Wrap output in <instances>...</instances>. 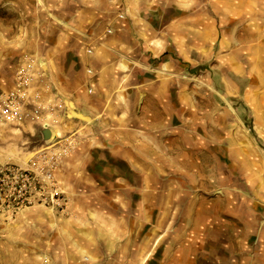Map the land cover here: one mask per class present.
<instances>
[{
  "label": "crops",
  "instance_id": "obj_1",
  "mask_svg": "<svg viewBox=\"0 0 264 264\" xmlns=\"http://www.w3.org/2000/svg\"><path fill=\"white\" fill-rule=\"evenodd\" d=\"M215 38L221 42L222 66L237 68L238 76L249 83H261L262 94L249 99L264 110V0H0V89H14L22 52L40 53L76 112L103 117L93 131L105 133L108 142L93 137L56 171L68 209L77 213L75 221L46 223L56 233L54 248L63 264H84L80 259L85 253L93 264L97 259V264H264V223L257 222V213L264 211V179L256 178L255 161L232 156L244 165L241 172L247 173V180H253L244 188L247 203L240 210L251 212L249 220L231 213L226 223H166L164 215L173 210V197L183 188L149 184V133L172 126L165 119L175 117L182 94H172L174 82L157 81L150 72L137 88L132 69L143 65L156 73L175 74L181 57L211 53ZM136 52L142 53L141 60ZM120 77L127 82L126 90L119 92ZM119 146L141 154L126 155L132 167L141 163V186H118L124 178L119 179L117 165L110 163ZM92 147L111 150L101 158L94 156ZM15 157L0 152L1 162ZM96 180L109 183L106 191ZM225 182L220 183L226 186L224 195L215 200L222 203L226 217L233 192ZM84 215L95 223H83ZM11 219L0 214L2 221ZM201 224L207 230L204 235L198 234ZM176 228L181 230L174 233Z\"/></svg>",
  "mask_w": 264,
  "mask_h": 264
},
{
  "label": "rangeland",
  "instance_id": "obj_2",
  "mask_svg": "<svg viewBox=\"0 0 264 264\" xmlns=\"http://www.w3.org/2000/svg\"><path fill=\"white\" fill-rule=\"evenodd\" d=\"M29 6L30 4L26 5L27 8ZM119 17H124V13H120ZM107 30L108 33L112 32L111 28ZM87 51L91 53L92 49L88 48ZM39 54L26 51L20 55L17 72L24 64L29 62L35 64L36 74L29 87L34 94L39 93V97L34 99L32 95L23 100L16 119L0 120V152L16 155L15 159L10 160L13 161L11 163L16 162L27 167L36 154L56 150L62 155L59 169L66 157L92 141L93 137L105 139L107 142L108 138L105 133L98 136L93 131L94 126L99 125L98 121L103 117L89 118L79 115L74 103L70 102L55 84L49 69L45 67V59ZM135 54L142 59L141 52ZM223 61L221 42L215 38L211 53L198 51L188 59L181 57L180 66L176 67L175 74L156 73L143 65H137L132 69L135 87L138 88L137 84H141L150 72L157 81L174 82V87L170 86L169 89L172 94H182L181 107L176 106L174 110L175 117L169 119L170 121L165 119L172 126L164 131L149 133L151 136L149 168L153 176L149 181L151 188L158 185L165 189L183 188L181 193L178 192L179 194L173 197L175 204L171 207L173 210L164 215L166 223H185L186 220L197 223H226L227 219H232L230 215L235 216L239 213L243 214L246 220L252 219L248 214L250 211L240 210L247 203L244 188L253 180L250 182L247 180V173L241 172L244 165L238 164L232 156H246V159L255 161L253 166L257 171L256 178L264 179V110L255 104V99H249V96L262 94L260 90L262 85L260 82L249 83L246 78L239 77L238 69L222 66ZM17 72L14 89L18 86ZM88 73L93 74L94 70L89 68ZM253 79L255 81V77ZM126 82L124 77H120L119 92L126 90ZM88 92L92 93L93 88L90 87ZM131 118L137 121V118L129 119ZM159 119L163 120V117ZM47 129L55 133L49 139L45 136ZM125 148L127 147L119 146L116 158H112L115 161H111L110 165L111 167L117 165L119 179L124 178L118 181V186L127 183L136 188L143 183L142 176L139 175L141 172H137L141 168V163L132 167L126 161V155L142 157L139 152ZM92 150L95 157L103 158L109 155L108 150L111 149ZM157 156L165 164L161 162L158 164ZM98 167L99 165L95 164L92 169L97 172ZM253 172L252 170L249 174L253 175ZM218 178L226 180L233 192L230 213L228 215L224 212L227 218L222 215V203L216 202L226 190L224 188L226 186L221 185L222 179L220 184ZM57 182L59 183L58 179ZM210 182L213 185L207 186L206 183ZM95 183L99 189L105 191L109 186L106 181L96 180ZM206 186L207 190L203 189ZM65 202L64 206L39 204L27 207L11 220H0V264H63L54 248L57 245L54 235L56 233L47 228L46 223L77 220V213L68 209V199H65ZM154 217L153 223H156L157 211H154ZM89 218L90 216L86 218L84 215L83 223ZM234 219L236 223H241L237 218ZM257 220L264 223V211L257 213ZM175 230L173 232L177 233L181 229ZM206 231L203 224L198 234L204 235ZM57 248H61V244ZM80 260L84 264H93V260L86 253ZM96 261L97 264L99 260Z\"/></svg>",
  "mask_w": 264,
  "mask_h": 264
},
{
  "label": "built area",
  "instance_id": "obj_3",
  "mask_svg": "<svg viewBox=\"0 0 264 264\" xmlns=\"http://www.w3.org/2000/svg\"><path fill=\"white\" fill-rule=\"evenodd\" d=\"M35 74L34 62L24 64L17 72V88L0 90V120L16 119L23 100L39 97L29 87ZM61 157L59 151L49 150L36 154L27 167L0 161V214L14 217L24 208L39 204L64 206L65 193L56 179Z\"/></svg>",
  "mask_w": 264,
  "mask_h": 264
},
{
  "label": "water",
  "instance_id": "obj_4",
  "mask_svg": "<svg viewBox=\"0 0 264 264\" xmlns=\"http://www.w3.org/2000/svg\"><path fill=\"white\" fill-rule=\"evenodd\" d=\"M51 135H52L51 130H50V129H47V130L45 131V136H46V138L49 139V138L51 137Z\"/></svg>",
  "mask_w": 264,
  "mask_h": 264
},
{
  "label": "bare ground",
  "instance_id": "obj_5",
  "mask_svg": "<svg viewBox=\"0 0 264 264\" xmlns=\"http://www.w3.org/2000/svg\"><path fill=\"white\" fill-rule=\"evenodd\" d=\"M54 134H55V133L53 132L51 137H53Z\"/></svg>",
  "mask_w": 264,
  "mask_h": 264
}]
</instances>
